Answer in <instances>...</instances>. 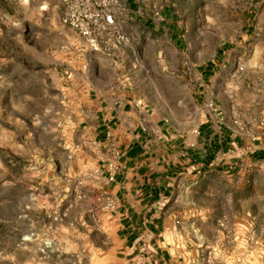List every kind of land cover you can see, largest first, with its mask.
I'll return each mask as SVG.
<instances>
[{
  "label": "rangeland",
  "instance_id": "rangeland-1",
  "mask_svg": "<svg viewBox=\"0 0 264 264\" xmlns=\"http://www.w3.org/2000/svg\"><path fill=\"white\" fill-rule=\"evenodd\" d=\"M146 1L155 20L168 14L187 24L191 47H198L186 52L192 53L188 67L214 61L207 87L216 100L201 99L206 107L178 106L186 124H196L208 109L237 137L264 145V0ZM164 4L174 6L167 12ZM62 9L61 0H0V264H90L91 247L100 238L99 212L110 210L102 192L89 191L88 173L76 162L80 143L67 118L72 102L65 87L84 46H91L63 23ZM125 14L117 23L132 43V23ZM163 43L161 36L145 38L140 52L150 57ZM100 48L104 45L93 49ZM169 62L183 66L178 54ZM163 63L155 61L157 72ZM157 80L168 86L164 76ZM178 90L179 83L173 95ZM232 155L237 176L231 185L246 198L235 206L252 208L257 217L245 220L247 242L253 244L264 238L258 195L264 188L259 166L264 161L251 166L241 148ZM249 175L253 180L246 184ZM219 227L232 228L228 219H221ZM104 240L110 244V229Z\"/></svg>",
  "mask_w": 264,
  "mask_h": 264
},
{
  "label": "crops",
  "instance_id": "crops-1",
  "mask_svg": "<svg viewBox=\"0 0 264 264\" xmlns=\"http://www.w3.org/2000/svg\"><path fill=\"white\" fill-rule=\"evenodd\" d=\"M123 2L132 43L84 46L65 87L72 102L67 118L80 143L76 162L88 173L89 191L113 201L109 212H99L100 238L91 247L90 264H264V238L247 242L245 220L257 217L252 208L235 206L246 198L234 192L237 172L229 160L241 148L251 166H258L264 145L237 137L208 109L196 124H186L178 106L206 107L216 100L207 87L214 61L188 67L192 53L186 52L198 47H191L187 24L168 14L155 20L146 0ZM170 5L163 10L170 11ZM158 36L164 46L146 57L142 40ZM177 54L180 68L169 62ZM157 59L165 61L159 72ZM157 75L165 77L167 87ZM178 83L180 92L173 95ZM259 166L264 171V162ZM249 180L251 175L246 184ZM254 195L260 196L264 219V188ZM221 219H228L230 231L219 227Z\"/></svg>",
  "mask_w": 264,
  "mask_h": 264
},
{
  "label": "built area",
  "instance_id": "built-area-1",
  "mask_svg": "<svg viewBox=\"0 0 264 264\" xmlns=\"http://www.w3.org/2000/svg\"><path fill=\"white\" fill-rule=\"evenodd\" d=\"M62 21L75 30L93 48L105 42H117L127 44L130 38L118 26V15L126 12L125 4L119 0H61ZM262 124V123H261ZM264 127V126H263ZM264 135V128L262 130ZM118 155L115 151L114 157ZM113 167L112 163H109ZM110 209L113 201L107 196Z\"/></svg>",
  "mask_w": 264,
  "mask_h": 264
}]
</instances>
